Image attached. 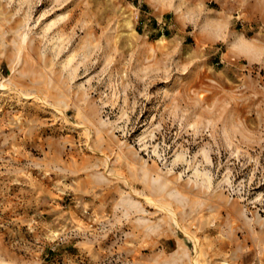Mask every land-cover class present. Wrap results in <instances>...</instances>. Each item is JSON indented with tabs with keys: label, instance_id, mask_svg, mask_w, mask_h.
<instances>
[{
	"label": "rangeland",
	"instance_id": "1",
	"mask_svg": "<svg viewBox=\"0 0 264 264\" xmlns=\"http://www.w3.org/2000/svg\"><path fill=\"white\" fill-rule=\"evenodd\" d=\"M0 264H264V0H0Z\"/></svg>",
	"mask_w": 264,
	"mask_h": 264
}]
</instances>
